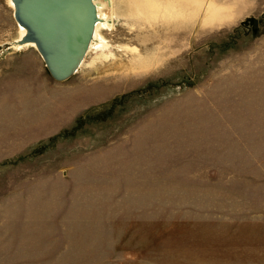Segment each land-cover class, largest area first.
<instances>
[{
    "label": "rangeland",
    "instance_id": "374dc122",
    "mask_svg": "<svg viewBox=\"0 0 264 264\" xmlns=\"http://www.w3.org/2000/svg\"><path fill=\"white\" fill-rule=\"evenodd\" d=\"M113 1L56 81L0 0V264H264V0Z\"/></svg>",
    "mask_w": 264,
    "mask_h": 264
},
{
    "label": "water",
    "instance_id": "95a60500",
    "mask_svg": "<svg viewBox=\"0 0 264 264\" xmlns=\"http://www.w3.org/2000/svg\"><path fill=\"white\" fill-rule=\"evenodd\" d=\"M12 15L26 29L49 75L64 81L80 67L97 20L93 0H12Z\"/></svg>",
    "mask_w": 264,
    "mask_h": 264
},
{
    "label": "bare ground",
    "instance_id": "6f19581e",
    "mask_svg": "<svg viewBox=\"0 0 264 264\" xmlns=\"http://www.w3.org/2000/svg\"><path fill=\"white\" fill-rule=\"evenodd\" d=\"M8 2L13 9L12 0H8ZM93 2L95 3L96 6L97 20L94 27L92 39L90 40L89 47L87 49V53L91 50L95 54V56H101L106 59L114 55L112 49L113 45L107 41L108 39L104 37L101 30L110 29L112 27V24L116 23L119 20V18L113 8L114 6L113 0H93ZM16 25L18 27L19 36L15 40L16 43L14 44V48L22 49L23 47H31L35 49L36 47L34 42L31 41V42L21 43L19 41V39L24 35L26 29L23 25H20L18 23H16ZM85 57L86 55L84 56L82 63L85 61Z\"/></svg>",
    "mask_w": 264,
    "mask_h": 264
}]
</instances>
